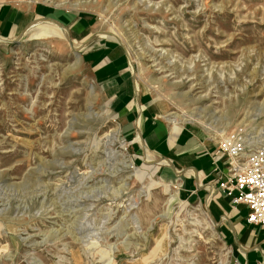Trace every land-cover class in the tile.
<instances>
[{
  "label": "rangeland",
  "instance_id": "obj_1",
  "mask_svg": "<svg viewBox=\"0 0 264 264\" xmlns=\"http://www.w3.org/2000/svg\"><path fill=\"white\" fill-rule=\"evenodd\" d=\"M4 4L26 14L16 37L0 36V264H245L170 156L146 146L141 112L172 143L184 131L209 142L216 162L229 137L264 152V0ZM44 5L89 17L83 36L53 12L31 18ZM106 42L125 51L135 85L131 137L94 63L104 57L89 56Z\"/></svg>",
  "mask_w": 264,
  "mask_h": 264
},
{
  "label": "crops",
  "instance_id": "obj_2",
  "mask_svg": "<svg viewBox=\"0 0 264 264\" xmlns=\"http://www.w3.org/2000/svg\"><path fill=\"white\" fill-rule=\"evenodd\" d=\"M4 5L3 8V5L0 6V36L16 37L19 34L15 29L16 24L22 21L26 12L21 7ZM50 7L47 5L35 7L30 11L31 18L52 14L51 12L58 17V8ZM59 17L64 25L75 31V35L80 34L79 37L83 36L89 25V17L74 11H64ZM89 56L93 59L104 57L101 62L94 63H97L96 68L99 71L105 70L108 73H103L104 77L101 78L105 81L104 78L108 77L106 80L112 84L111 96L114 97L113 105L121 117L122 132L131 137L135 132L133 119L138 108L133 103L135 85L125 51L115 43L106 42ZM145 100L146 98L142 100L140 97L143 109L148 108L146 107L148 102ZM147 115H151L150 111L141 112L140 133L145 136L146 146L170 156L175 174L181 180L180 185L188 195L191 194L204 202L213 221L231 243L235 255L245 264H264V226L249 224L246 221L247 208L244 205H234L232 198L218 187L220 173L216 167L218 165L224 168V164L222 160L216 162L213 157V145L205 140L186 143L184 134L189 133L186 131L181 136L180 134L176 136L172 143L170 129ZM195 139L198 138L195 136Z\"/></svg>",
  "mask_w": 264,
  "mask_h": 264
},
{
  "label": "built area",
  "instance_id": "obj_3",
  "mask_svg": "<svg viewBox=\"0 0 264 264\" xmlns=\"http://www.w3.org/2000/svg\"><path fill=\"white\" fill-rule=\"evenodd\" d=\"M215 153L222 158L218 187L232 198L234 205L247 208L246 221L264 226V152H246L247 145L235 137L220 142Z\"/></svg>",
  "mask_w": 264,
  "mask_h": 264
},
{
  "label": "bare ground",
  "instance_id": "obj_4",
  "mask_svg": "<svg viewBox=\"0 0 264 264\" xmlns=\"http://www.w3.org/2000/svg\"><path fill=\"white\" fill-rule=\"evenodd\" d=\"M47 21V20H46ZM38 22V21H37ZM39 23H42V22H39ZM44 24H42L43 26H45L44 28L47 30V31H52V32H55V33H57V34H59L61 37H62V35H65V36H67V32H66V29L65 28H63V27H61V26H59L58 24H56V23H54V22H49V21H47V22H43ZM53 23V24H52ZM43 29V28H42ZM96 36L97 37H107V38H114L115 36L113 35V34H110V33H106V32H99V33H96ZM116 38H118V37H116ZM119 39V38H118ZM5 40V39H4ZM77 44V43H76ZM74 46V45H73ZM75 47H77V45L75 46ZM80 47V46H79ZM77 52V51H76ZM132 68V72H133V67H131ZM199 98H201V97H199ZM175 118H170L169 120L171 121V122H173V123H178V121L176 120H174ZM119 133H120V128L119 127H117V128H115V129H111L110 130V137L111 138H114V139H116L118 136H119ZM110 141V140H109ZM149 154V153H148ZM120 156H122V158L124 157L125 158V156H124V154L123 153H121L120 152ZM146 161H148V162H153L154 161V159H152L151 157H149V155H146ZM127 159V158H126ZM128 161V160H127ZM163 163H169V160H164V161H162ZM170 187V186H169ZM166 189H168V188H166ZM178 196H177V194L176 193H174V194H171V197H170V202L171 201H175L176 200V198H177ZM202 213L204 214V216L207 218V220L208 221H210L212 224H215L213 221H212V219L208 216V214H207V212L206 211H204L203 209H202Z\"/></svg>",
  "mask_w": 264,
  "mask_h": 264
}]
</instances>
